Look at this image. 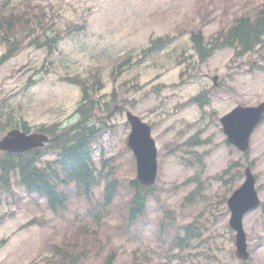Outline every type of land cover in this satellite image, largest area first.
Returning <instances> with one entry per match:
<instances>
[{"label":"rangeland","instance_id":"1","mask_svg":"<svg viewBox=\"0 0 264 264\" xmlns=\"http://www.w3.org/2000/svg\"><path fill=\"white\" fill-rule=\"evenodd\" d=\"M32 2L53 26L46 33H56L58 41L51 54L25 45L0 65V137L11 125L45 132L52 125L59 130L75 123L83 91L70 78L82 81L96 103L85 121L97 130L90 138L93 161L100 171L102 163L111 165L118 186L104 205V179L87 200L77 196L76 186L57 184L67 199L52 211L42 194L26 192L17 184L18 175H11L10 190L0 189V264H63L62 256L81 252L75 264H104L109 254L113 264H264V237L259 240L264 236V122L251 133L246 154L225 143L219 122L237 104L264 100V64L247 72L245 61L255 52L233 58L232 49L217 50L200 62L190 40L197 26L207 39L236 16H253L264 0ZM163 36L166 44L148 57L141 53L151 38ZM203 91L210 101L203 108L186 103ZM126 110L153 126L157 146V178L135 224L125 218L133 195L128 182L135 178ZM43 149L38 166L56 157ZM249 161L259 177L261 203L243 222L249 247L260 246L248 263L232 256L226 199ZM233 162L236 176L217 181ZM162 219L165 230L155 234ZM189 223L196 230L189 244L169 247L168 236Z\"/></svg>","mask_w":264,"mask_h":264},{"label":"trees","instance_id":"2","mask_svg":"<svg viewBox=\"0 0 264 264\" xmlns=\"http://www.w3.org/2000/svg\"><path fill=\"white\" fill-rule=\"evenodd\" d=\"M38 7L31 0H18L16 3H11L10 0L0 1V45L5 48L0 55V63L16 55L26 45L24 41L28 34L32 35L33 33L34 35L35 32H38L29 41L30 44L37 47L47 46L51 49L56 44L55 38L42 36L45 34V29L52 24H49L42 14L39 15L41 9ZM47 24L48 26H46ZM263 33L264 16L257 15L254 18L241 16L236 18L228 28L218 30L207 43L203 42L199 33H192L191 39L199 59L203 60L219 47L232 46L236 54L254 50L255 46L261 42ZM37 38H42L43 41ZM163 42V39L153 40L148 47V52L158 49V45ZM70 81L81 86L83 95L76 107V112L80 115L79 120L72 126L54 133L53 139L48 145L50 150L59 152L60 159L46 162L43 166H37L40 155V151L37 149L17 154L0 153V181L8 185L11 171L17 169L19 183L28 190L44 194L48 206L53 210H56L57 206L65 199L64 192L58 189L57 184L61 182L68 184L70 181H74L82 186L84 193H88L95 180L87 134L96 130L94 126L87 128L85 121L93 114L96 103L89 97L82 81L74 78H70ZM206 99L207 97L201 98V94H199L192 98V101L202 105ZM22 128L25 131L29 130L25 124ZM49 131L54 132V128H50ZM130 184L134 187L135 193L129 219L134 220L143 211L150 188L142 186L137 180H132ZM180 230H184L183 236L179 235ZM191 234L190 224L179 226L176 229L174 242L178 246L182 245V241H186V238ZM81 254L83 252L77 255L69 254L65 256L67 259L63 256L62 262L74 264L79 260ZM105 264H111V254L108 255Z\"/></svg>","mask_w":264,"mask_h":264},{"label":"water","instance_id":"3","mask_svg":"<svg viewBox=\"0 0 264 264\" xmlns=\"http://www.w3.org/2000/svg\"><path fill=\"white\" fill-rule=\"evenodd\" d=\"M263 109L264 103L252 108L237 107L224 116L221 121L228 140L241 150L247 149L249 134L259 120ZM126 116L131 124L128 142L137 160V178L143 184H152L156 175L157 163L155 142L150 137V127L129 111ZM46 140L47 136L42 133L27 134L19 129H12L0 140V149L21 152L42 146ZM253 182L249 171L246 170L245 182L228 200L231 209L230 226L237 230L236 254L242 258H246L247 253L245 252L244 234L241 230L240 219L244 211L256 204Z\"/></svg>","mask_w":264,"mask_h":264}]
</instances>
